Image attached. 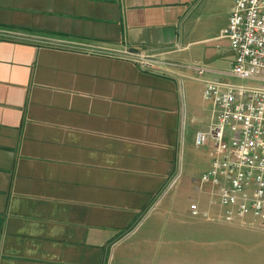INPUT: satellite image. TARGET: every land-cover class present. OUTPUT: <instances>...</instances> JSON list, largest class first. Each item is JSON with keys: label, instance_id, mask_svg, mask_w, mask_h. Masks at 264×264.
<instances>
[{"label": "crops", "instance_id": "1", "mask_svg": "<svg viewBox=\"0 0 264 264\" xmlns=\"http://www.w3.org/2000/svg\"><path fill=\"white\" fill-rule=\"evenodd\" d=\"M233 1L0 0V264H264L195 145Z\"/></svg>", "mask_w": 264, "mask_h": 264}, {"label": "built area", "instance_id": "2", "mask_svg": "<svg viewBox=\"0 0 264 264\" xmlns=\"http://www.w3.org/2000/svg\"><path fill=\"white\" fill-rule=\"evenodd\" d=\"M222 36L232 52V75L264 83V0H234ZM83 50L145 65L141 52ZM203 97L214 105V121L196 134L195 145L210 139L213 157L200 180L216 189L226 221L250 216L264 228V87L209 81ZM189 208L197 215L195 200Z\"/></svg>", "mask_w": 264, "mask_h": 264}, {"label": "rangeland", "instance_id": "3", "mask_svg": "<svg viewBox=\"0 0 264 264\" xmlns=\"http://www.w3.org/2000/svg\"><path fill=\"white\" fill-rule=\"evenodd\" d=\"M232 84L233 85L253 86V87H259V86L264 87V83H260V82L248 80V79H239V78H236L234 76L232 78Z\"/></svg>", "mask_w": 264, "mask_h": 264}]
</instances>
